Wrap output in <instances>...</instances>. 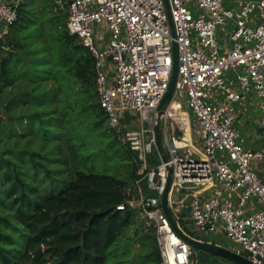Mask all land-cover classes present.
Returning <instances> with one entry per match:
<instances>
[{
    "label": "built area",
    "instance_id": "obj_1",
    "mask_svg": "<svg viewBox=\"0 0 264 264\" xmlns=\"http://www.w3.org/2000/svg\"><path fill=\"white\" fill-rule=\"evenodd\" d=\"M21 3L0 0V44ZM169 6L175 39L164 0H68V29L95 60L100 106L121 145L137 156V197L128 204L154 223L161 264H197L193 247L161 206L171 166L169 205L180 229L199 241L201 234L223 235L234 252L264 264V178L258 171L264 148L247 149L236 126V104L255 99L264 137V0H240L236 9L224 0H169ZM255 13L259 23L252 25ZM220 28H230L231 47L217 40ZM173 41L179 78L160 120L169 155L164 163L154 125L172 77ZM128 113L140 119L128 120ZM153 156L159 158L155 166ZM254 204L259 208L249 213ZM182 210L189 217L180 216Z\"/></svg>",
    "mask_w": 264,
    "mask_h": 264
},
{
    "label": "trees",
    "instance_id": "obj_2",
    "mask_svg": "<svg viewBox=\"0 0 264 264\" xmlns=\"http://www.w3.org/2000/svg\"><path fill=\"white\" fill-rule=\"evenodd\" d=\"M59 2L65 5L66 11ZM34 7V4L22 1L18 9V20L0 44V132L7 121L12 119L10 114L13 110L14 113L23 112L18 119L25 124L37 120L43 124L46 121L43 118L48 116L43 104L47 100L46 94L52 91L39 92L37 86L47 83L51 85L49 89L56 88L51 83V69L46 72L43 71L44 68L39 69L41 77L46 79L44 81L32 78L25 67L28 64L27 55L33 49L30 50L22 40H14L11 37V29L24 21L29 13H33ZM39 11L51 15L55 30L58 31L57 40L60 46L70 51H79L80 57L74 66V75L79 84L77 88L89 102L92 101L96 110L106 115L100 106L96 91L95 60L92 53L68 29V0H43ZM40 47V61L42 65H46L50 60L49 50L46 46H42L43 50ZM25 51L30 52L22 54ZM72 68L69 71L71 74ZM13 98L21 100L13 103ZM58 101H55L57 105ZM58 110L61 119L64 115L59 107ZM60 119L58 126L63 128ZM99 124L100 121L96 123ZM114 132L119 141L115 130ZM68 147L71 154L62 152L67 158L55 164L45 159L46 162L33 166L42 175L39 179L30 173L27 177L22 173L14 179L6 174L8 177L0 186V264H107L111 255L110 249L134 239L135 235L129 232L135 226L139 210L128 203L137 197L135 182L140 178V173L136 154L127 149L131 155L125 174L111 175L95 172V168L82 159L80 150L72 145ZM62 149L64 150L63 147ZM158 162L157 156L150 158L151 166ZM0 169L2 170V167ZM7 170H10L9 166ZM53 175L61 176L62 189L57 194L51 193L50 196L41 197L31 211L29 206L31 197H35L37 191L34 188L36 182L45 184ZM29 177L32 178L33 187L27 189ZM8 183L9 188L3 191L2 187ZM6 204L11 208L17 207V219L13 220L11 213L5 210ZM121 206H124V209H119ZM144 221L149 226V222L145 219ZM153 229L156 233L155 227ZM157 258L161 264L158 242Z\"/></svg>",
    "mask_w": 264,
    "mask_h": 264
},
{
    "label": "rangeland",
    "instance_id": "obj_3",
    "mask_svg": "<svg viewBox=\"0 0 264 264\" xmlns=\"http://www.w3.org/2000/svg\"><path fill=\"white\" fill-rule=\"evenodd\" d=\"M42 1L26 0L27 3L35 5V11L29 13L24 21H21L11 29V37L14 40H22L30 50L33 49L30 54H28L30 51L22 52V54H28V64L25 69L28 70L32 78L44 81L46 79L41 77V73L38 72L39 69L44 68L43 71L45 70V72L51 69L53 71L51 83L56 88L49 89L51 85L47 83H41V85L37 86L39 92L52 91L50 94H46L47 100L43 104L46 106L44 109H47L45 111L48 113V116L43 118L46 119L43 124L39 120L25 124L24 121L18 119L22 116L23 112L14 113V110L11 111L10 115H12V119L7 121L0 132V167H2V170L0 169V186L8 177L6 176L7 173L13 179L22 173L26 177L30 173L31 176L39 179L42 175L33 166L39 165L40 162H46L45 159L55 164L57 161L67 158L65 154L62 155V152L71 154L68 145H72L73 148L80 150L82 159L85 160V163L94 167L95 172L124 175L126 167L129 165L131 154L118 141L114 130L110 126L108 117L104 114L102 115L99 110H96L92 101L89 102L84 94L79 92L77 88L79 84L74 75L76 71L74 66L78 57H80L79 51L75 49L70 51L60 46L57 40L58 31L55 30L51 15L43 14L39 11ZM60 5L64 11L67 10L64 4L60 3ZM227 31L220 28L217 33V40L221 45L231 47L232 42ZM42 46H46V49L49 50L50 60L46 65H42L40 61L42 52L39 47L43 50ZM65 61L68 63L65 64ZM71 67H73V74L69 73ZM234 83L235 80H232L231 84L233 85ZM20 100L21 98H13L11 102H19ZM56 100H59V105L55 103ZM72 106H76V108ZM238 106L236 104L237 111ZM58 107L64 115L61 119ZM23 109L24 107H22ZM29 110L30 112L32 111V109ZM192 117L194 118L193 115ZM58 119L62 120L63 128L58 126L60 125ZM139 119L140 115L128 113V120L138 121ZM99 121L100 124L96 125ZM135 126L132 123L128 127ZM260 136V141L264 140V137ZM8 166L10 170L6 171ZM48 166L51 168L50 165ZM36 175L38 176L36 177ZM60 177V175L58 177L53 175L49 177L45 184L36 182L34 188L37 191L35 192V197H31L32 202L29 206L31 211L34 208L35 202L39 201L41 197L50 196L51 193L57 194L62 189ZM44 179L46 178H42V180ZM31 182L32 178L29 177L27 179V189L33 187ZM9 186L10 183L2 187L3 191L7 190ZM143 186L146 192L153 195L147 190L145 183ZM16 209L17 207L11 208L6 204L5 210L11 213L10 216L13 220L17 219L15 216ZM189 215L190 212L188 210H182L180 214L183 218L189 217ZM136 219L135 226L129 232L135 235L134 239L131 242H124L123 245L110 249L111 255L107 264H159L156 233L153 229L155 227L154 223L149 222V226H147L140 212ZM187 223L186 221H182L181 225L185 227ZM199 237L204 240L211 239L214 242L221 240L223 246L231 250L237 249L226 238L218 240L214 235L207 234H201ZM193 249L194 260H196L197 264H235L217 257L207 262L204 260V252L199 249ZM244 255H247V253H244Z\"/></svg>",
    "mask_w": 264,
    "mask_h": 264
},
{
    "label": "water",
    "instance_id": "obj_4",
    "mask_svg": "<svg viewBox=\"0 0 264 264\" xmlns=\"http://www.w3.org/2000/svg\"><path fill=\"white\" fill-rule=\"evenodd\" d=\"M164 1H165V5L167 8V14H168V19H169V24L171 27L172 37L175 39L176 38L175 24L173 22V19L170 13L169 0H164ZM172 53H173L172 77L170 80L168 90L157 108V122L154 125L155 138H156V149L161 157V160L164 163H168L169 155L164 146L163 128H162L160 120L174 98L176 84L179 78V49H178V44L176 43V41L172 42ZM172 181H173V167L169 166L167 185L161 197V206L173 230L195 249H199L203 252L209 253L217 258L231 261L235 264H254L250 259H248L244 255H240L223 245L215 244L213 242H204V241L195 240L191 238L190 236H188L187 234H185L180 229L178 225V221L174 217L173 210L169 205V193L171 190Z\"/></svg>",
    "mask_w": 264,
    "mask_h": 264
},
{
    "label": "crops",
    "instance_id": "obj_5",
    "mask_svg": "<svg viewBox=\"0 0 264 264\" xmlns=\"http://www.w3.org/2000/svg\"><path fill=\"white\" fill-rule=\"evenodd\" d=\"M238 1L240 0H224V5L227 8L236 9ZM250 21L252 25H256L259 23L256 13L252 15ZM227 30L230 32V28H228ZM253 100L255 101V99H252V101L247 104H238L239 105L238 111H237L238 120L236 122V126L240 132V136L247 149H261V148H264V140L262 139V141H260L261 129L258 123L259 117H258V112L255 109V104ZM258 171L264 178V166L259 167ZM258 208L259 207L257 205L255 206L254 204L252 207L249 208L248 212L252 213L254 212V210ZM215 237H217L218 240L225 238L223 235H216ZM202 241L213 242L215 244L222 245L221 240L214 242V241H211V239L209 240L202 239ZM204 254H205L204 260L207 262H210V260H213L215 257L206 252H204Z\"/></svg>",
    "mask_w": 264,
    "mask_h": 264
}]
</instances>
